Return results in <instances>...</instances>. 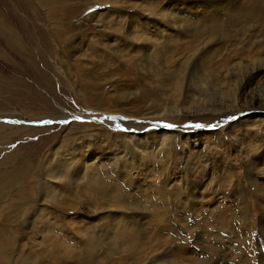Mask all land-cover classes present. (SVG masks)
<instances>
[{
  "label": "rangeland",
  "instance_id": "374dc122",
  "mask_svg": "<svg viewBox=\"0 0 264 264\" xmlns=\"http://www.w3.org/2000/svg\"><path fill=\"white\" fill-rule=\"evenodd\" d=\"M246 1L72 0L69 19L37 0H0L26 49L0 30V136L12 133L0 172L8 156L35 167L0 199V264H264V121L193 110L202 83L208 103L220 102L217 86L231 92L226 58L264 51ZM178 130L199 134L175 141L166 162L152 141ZM134 136L150 149H128ZM161 180L178 192L163 195ZM121 195L131 206L118 207Z\"/></svg>",
  "mask_w": 264,
  "mask_h": 264
},
{
  "label": "bare ground",
  "instance_id": "6f19581e",
  "mask_svg": "<svg viewBox=\"0 0 264 264\" xmlns=\"http://www.w3.org/2000/svg\"><path fill=\"white\" fill-rule=\"evenodd\" d=\"M7 1H9V0H7ZM37 1L41 5L47 6L49 8V10L51 11L52 16H56L55 14L59 15V13L61 12V9H63L62 14H64V17L70 19L73 16L74 12L72 13V11L70 12L68 10L71 8V6L67 4V3H71L72 0H37ZM82 1L90 3V2H98L99 0H82ZM246 2H248V5L251 8V11L246 13V17L243 18V20H246L248 22L253 23V26L257 29L260 26H262L263 27L262 29H264V5H263L264 0H247ZM8 8L12 9V4L9 2H8ZM64 9H66V10H64ZM29 15H30V12H29ZM5 16H7V15L5 14ZM0 30L7 37V39H5V40L6 41L8 40V42L11 45H14V47H17V51L19 53H24L26 51L25 47L22 45L24 43H22V42H21L22 44L20 43V39H19V37L16 36L14 29L11 28L8 21L6 20V18L1 13H0ZM244 53H245V50H238V51H236L235 54H233L232 56H229L228 58H226L224 60L223 72H222V73H224L223 79L224 80H230L231 79L233 86L231 87V92H229V93L225 91V85L217 86L219 90L215 89V91L218 94H221L220 102H219L220 104L218 102H215V101H214V103H208L207 101H204V97L207 94L206 92H208L209 89L202 83V85L204 86L203 88L206 90V92H204V94H202V93L199 94L200 98L202 96H204V97H202L203 98L202 100L200 99V103H201L200 107H194L193 108V110L197 109L200 112H204V114L200 115V116L214 120L216 117L226 118L228 116H233L232 113H234V112H237V113L238 112L239 113L244 112L248 115H254L255 114V117H254L255 123H258L260 121H264V120H261V118L259 117V114L264 112V84L258 80L259 76L264 71V51L262 52L261 55H253V56H248V55L245 56ZM0 56L3 58H7L6 53H4L3 50H1V48H0ZM197 57H198V55H197ZM48 84L50 85L51 83L49 82ZM204 89H203V91H204ZM196 96H197V94H196ZM206 111H208V112L210 111L208 113V115L206 114ZM256 115H258V116H256ZM155 119H158V118H155ZM260 125L264 126V122L260 123ZM0 127H2V126H0ZM241 129L242 128H240L238 126L234 127L231 130L232 135L237 136V132H239ZM198 134L199 133L196 132L193 136L192 135H185L184 133H182L179 130L176 133L174 132V134L168 133V132H163V133H161L160 138L155 137L154 140L152 141L153 142V148L154 149L157 148V149L161 150L163 153L162 154L163 160L166 161L168 159L166 162H169V161H171L172 154L174 153L173 144L175 141L178 140V142H182V144L188 145V143L191 140H194L197 138ZM1 135L2 136H0V146L3 143L7 144L8 140L11 138L12 133L10 134L8 132H5V134H1ZM152 136L154 137V135H152ZM125 137H127V136H125ZM157 139H159V143L155 142V141H158ZM140 144L141 143L138 141V137L134 136V137L128 139V143H127L128 147L127 148L129 149V147H132L135 151H137V153L138 152L143 153L147 149H150L148 144L147 145H144V143H143V145H140ZM127 154H128V152H126L124 156H126ZM124 158H126V157H124ZM14 159H15V157L12 158V156L6 157V160L4 163L8 164L11 169H8V170L4 169L5 170L4 172L3 171L0 172V199L10 195L11 193H13L15 190L18 189L19 185H21L22 183H26V181L30 178V174L35 169V167L29 165V163L26 160H24V161L22 160L18 166H14V168H13V167H11L12 165L10 164V162L13 163ZM36 159H37V156H36ZM248 166L250 167L249 170L251 172H254L255 165L249 164ZM60 176H62L61 172L59 173V176H58L59 180H61V178H62ZM164 182H165L164 180H161V182H159V185H158V188L160 187L159 189L162 190L161 193H163V195H166V194L168 195V193L170 192L171 189L174 190L175 193L178 192L175 189L176 187H170V188L164 187L165 186ZM99 183L100 182L98 181L97 184H99ZM100 184L102 185L103 182H101ZM158 188H157V190H158ZM30 191H31V188H27V189H25V188L21 189L20 188L18 192L20 193V196L23 199H27L29 201V199H31V197H32V194ZM117 198H118L117 199L118 207L125 209L126 207L131 206L130 204L132 202H130V200H128V198L125 197V195H121L119 197L117 196ZM153 209L155 210V213L153 215L154 221L157 223L162 222V224L165 223L164 222V220H165L164 211L160 210V209H156V207H154ZM219 214L221 216H223L222 213H219ZM216 223L219 224L217 221H216ZM121 233H122L121 235L123 238L132 239L136 242L135 245H137L139 253L143 252L140 250L141 246L138 244L139 243L138 235L135 234V232L129 233L128 230L126 231V229H123ZM262 233H263V230H262ZM261 236L264 237V235H262V234H261ZM2 247H3V245L0 244V250L2 249ZM150 250H151L150 252L152 254V253H154L155 248H150ZM153 255H154V257H156L155 253Z\"/></svg>",
  "mask_w": 264,
  "mask_h": 264
}]
</instances>
